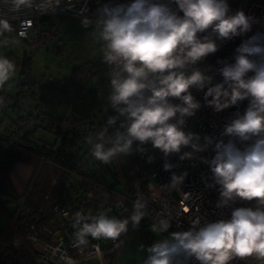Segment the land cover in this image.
Here are the masks:
<instances>
[{
	"label": "clouds",
	"instance_id": "obj_1",
	"mask_svg": "<svg viewBox=\"0 0 264 264\" xmlns=\"http://www.w3.org/2000/svg\"><path fill=\"white\" fill-rule=\"evenodd\" d=\"M3 4L14 14L38 15L55 14L62 5L76 7L72 0H3ZM88 13L85 0L77 15L98 43L101 63L109 69L110 92L103 112L110 108L116 113L83 138L91 157L109 165L134 151L145 154L144 146L150 144L163 154L165 171L178 167L168 162L173 154H179L180 161L198 158L207 164L211 182L206 179L205 184L218 186L217 207L237 199L256 205L235 208L230 219L203 226L199 218L193 219L186 231L171 232L147 247L141 244L139 251L146 253L143 264H191L193 260L232 264L247 258L264 264V33L244 39L231 60L216 61L221 82L214 83L212 66L201 67L225 42L249 33L255 18L242 10L233 13L227 0H108L92 15ZM31 24L22 20L17 35L26 37ZM12 31L9 18L0 16V36ZM17 42L11 38L0 44ZM16 68L9 57L0 55V90L16 76ZM193 89H206L204 105L217 113L245 100L248 106L223 126L219 138L201 137L185 131L188 119L202 107ZM209 148L214 152L211 159L197 156ZM153 159L148 156L149 163ZM187 175L173 173L162 188L180 189ZM189 195L185 193V198ZM148 214L143 197L133 202L132 213L125 218L78 211L72 218L73 246L83 250L89 237L115 241L128 233L130 224L137 229ZM171 225V213L165 210L157 213L151 231L168 233ZM14 244L19 247V241Z\"/></svg>",
	"mask_w": 264,
	"mask_h": 264
},
{
	"label": "trees",
	"instance_id": "obj_2",
	"mask_svg": "<svg viewBox=\"0 0 264 264\" xmlns=\"http://www.w3.org/2000/svg\"><path fill=\"white\" fill-rule=\"evenodd\" d=\"M47 21V18H42L39 24L44 25ZM49 34L46 28H41L31 42L43 43ZM28 65L29 58L24 55L21 67L17 65L20 75L29 69ZM88 77H92V72L81 73L74 69L72 73L76 86L81 87ZM101 80L110 88L103 76ZM17 87L21 89L24 86L17 84ZM22 92L19 90L18 94ZM0 103L7 104L6 107L10 103V108L17 107L13 96L6 91L0 92ZM11 111L15 116L8 115V121L0 118V194L14 163L28 164L34 173L23 195L24 203L9 216L8 225L0 230V264H36L38 251L29 239L34 234L46 238L43 227L58 222L53 209L55 205L84 213L91 211L93 215L103 212L110 217L130 216L128 212L113 215L108 209L113 201L122 200L130 207L133 200L127 165L125 167L121 161L123 156L109 165L95 161L83 139L98 131L108 115L116 114L112 109L109 108L108 113L97 121L81 114L68 118L45 112L21 115V111ZM40 129L51 134L53 140L40 139L36 134ZM72 177L77 179V188L71 184ZM102 191H106L105 197ZM122 238L123 235L117 239L118 247L104 253L106 264H114ZM14 241H19V247ZM83 264L90 263L85 261Z\"/></svg>",
	"mask_w": 264,
	"mask_h": 264
},
{
	"label": "built area",
	"instance_id": "obj_3",
	"mask_svg": "<svg viewBox=\"0 0 264 264\" xmlns=\"http://www.w3.org/2000/svg\"><path fill=\"white\" fill-rule=\"evenodd\" d=\"M108 0H87V7L89 8L88 15H92L96 8L106 3ZM120 2H128V0H120ZM232 12L242 10L248 16L255 18L257 23L253 24L252 30L244 36L236 37L231 41L223 44L221 49L215 54L209 55L206 61L201 65L207 69L212 66L213 71L210 73L214 76V83L221 82L222 76L215 71L219 68L216 61L218 59L231 60L234 56L235 48L238 47L242 41L257 32L264 33V0H227ZM76 5L75 8H66L63 5L57 10L55 14H31L27 11L23 13L14 14L8 9V6L3 4L0 0V16L9 18L14 31L6 33L12 37L19 39H36L39 27V21L42 18L69 17L81 20L82 17L77 15L79 9L84 6L85 0H72ZM19 16V19L15 17ZM31 20V27L27 29L26 37H19L17 33L20 31V24L22 20ZM109 69L106 67L102 76L105 81L110 85L108 76ZM193 95L201 102L202 107L195 116L188 119L185 131H191L199 134L201 137L204 135H211L219 138L223 126L230 122L234 115L239 112L243 114L248 106V101H242L236 106H232L219 113L215 112L211 107L204 105V91L193 89ZM178 102V101H176ZM203 142V141H201ZM136 147L135 145L133 146ZM147 149L145 154L133 152L128 155L127 175L130 177L133 189V200L130 207L122 200H116L111 204H118L120 209L119 214L128 212L131 215L133 210V202L143 197L148 201V216L152 217L157 222V213L167 211L171 213L172 225L169 232L186 231L191 227V220L200 219V226L206 223L216 222L220 219H230L231 213L238 207H252L255 208V201H244L237 199L235 202L230 203L227 207H217V202L220 199L218 186L209 188L206 187L205 180L210 183V168L207 164L200 162V160H179V154H173L168 157V162L178 165L170 171H165L163 164L165 158L158 150L152 148L150 144L144 146ZM191 149H183V151H190ZM148 156H153L154 159L151 163L148 162ZM197 156H204L211 159L214 152L211 148L206 152L199 153ZM187 172L188 175L180 189H165L164 185L170 183L171 175H177ZM185 193L190 194L189 198H185ZM103 196H106V191H102ZM166 206V208H165ZM57 213V221L55 224L43 227L42 232L45 239L38 235L30 236L33 246L38 251L36 258L37 261H43L44 264H83L94 258L98 260V264H106L104 260V253L118 247L117 240H94L89 237V244L86 248L81 250L74 247L75 229H71L72 218L79 210H71L67 207H60L55 205L53 207ZM187 209V210H185ZM81 212V211H79ZM117 213V214H118ZM111 245V246H110ZM105 246V248H103ZM107 246V247H106ZM109 246V247H108ZM191 264H197L196 261H191ZM232 264H256L251 258L244 261H233Z\"/></svg>",
	"mask_w": 264,
	"mask_h": 264
},
{
	"label": "rangeland",
	"instance_id": "obj_4",
	"mask_svg": "<svg viewBox=\"0 0 264 264\" xmlns=\"http://www.w3.org/2000/svg\"><path fill=\"white\" fill-rule=\"evenodd\" d=\"M40 29L50 32L49 38L43 43L31 42L30 39L20 40L14 45L0 44V55L9 57L16 66L21 67L23 56L29 58V71L35 82L18 88L20 67L16 68V76L5 88L16 101L17 107H7V114L15 116L14 111L23 114L45 112L54 116L71 118L78 114L85 115L93 121L102 118L104 106L108 104L107 96L110 88L102 82V74L107 67L101 63L98 52L99 45L88 35V30L81 25V20L69 17H51ZM8 39L9 36L7 37ZM32 39V37H30ZM92 72L82 86H76L72 73ZM23 90L22 94H18ZM42 133L37 131V135ZM122 164L128 167V157H122ZM71 184L77 188V179L72 177ZM105 212H107L105 210ZM156 222L150 216L142 219L138 228L129 226L128 233L123 235L114 264H143L146 253L139 251L140 245H152L158 239L167 237L168 233H153L151 225ZM96 264V259L88 261Z\"/></svg>",
	"mask_w": 264,
	"mask_h": 264
},
{
	"label": "crops",
	"instance_id": "obj_5",
	"mask_svg": "<svg viewBox=\"0 0 264 264\" xmlns=\"http://www.w3.org/2000/svg\"><path fill=\"white\" fill-rule=\"evenodd\" d=\"M8 36L9 38H15L12 37L10 34H5V36H0V41L4 39H8L7 38ZM15 39H19V38H15ZM6 105L7 104L3 105L0 103V118H4L6 121H8L7 107L10 105V103L7 107ZM21 115H26V114L21 113ZM41 131L42 133L39 135L40 139L46 141L53 140V136L51 134L43 130ZM33 173H34L33 168L30 165L22 162L14 163L9 169L7 173V180L3 187V193L0 194V201L3 202L2 204L0 203V230L4 229L8 225L9 216L14 214L17 208L24 203L23 195L28 188ZM11 196H15L17 198L13 199L11 198ZM96 264H98L97 259H96Z\"/></svg>",
	"mask_w": 264,
	"mask_h": 264
},
{
	"label": "water",
	"instance_id": "obj_6",
	"mask_svg": "<svg viewBox=\"0 0 264 264\" xmlns=\"http://www.w3.org/2000/svg\"><path fill=\"white\" fill-rule=\"evenodd\" d=\"M34 82H35L34 78L31 76L30 71L27 69L20 75L18 84L20 86H25V85H32ZM108 209L110 213L116 215L118 213V210L120 209V206L118 204H110ZM71 229H74L73 226H71ZM29 241H31V239H29ZM36 264H44V263L43 261H37Z\"/></svg>",
	"mask_w": 264,
	"mask_h": 264
}]
</instances>
